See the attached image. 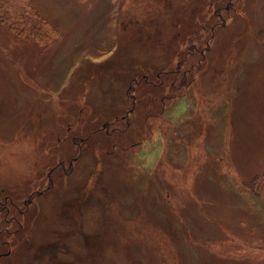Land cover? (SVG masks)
<instances>
[{
  "label": "rangeland",
  "instance_id": "rangeland-1",
  "mask_svg": "<svg viewBox=\"0 0 264 264\" xmlns=\"http://www.w3.org/2000/svg\"><path fill=\"white\" fill-rule=\"evenodd\" d=\"M30 2L60 37L0 26V264H264V0Z\"/></svg>",
  "mask_w": 264,
  "mask_h": 264
},
{
  "label": "trees",
  "instance_id": "trees-1",
  "mask_svg": "<svg viewBox=\"0 0 264 264\" xmlns=\"http://www.w3.org/2000/svg\"><path fill=\"white\" fill-rule=\"evenodd\" d=\"M30 19L35 20V22L31 24L32 20L30 21ZM0 26L3 27L5 30L9 31L17 40L32 39L33 41L40 43V45L44 47L51 46L60 37V32L57 30V28H55L49 21H47L43 16H41L40 13L36 11V9L31 5L30 0H0ZM199 69L200 65L198 64H193L189 68L190 72ZM131 83L132 80L130 84ZM143 83L144 82L136 83L137 85L133 86L135 88L134 91L131 90L132 86L130 87V85H128V88L126 90V97L128 100H132L135 90ZM146 84L149 85L147 82H145L144 85ZM159 85L162 86V83L160 82L157 85L151 83V86H153V88L155 87V89H158ZM170 85V88L175 87V84H173L172 86V84L170 83ZM181 86H184V83H181ZM153 102L154 101H152V103ZM131 104H134V102L132 101ZM134 108V105H131V107L118 118V123H125V125H121V129L117 128L113 129L112 131L108 130L109 132H105L108 137L113 135V133L122 135L129 130L131 125L130 121L128 120V117L130 116ZM149 117L156 119L158 118V115H155L154 117L152 115L148 116L147 120L149 119ZM144 119L146 118H142L140 120V124L145 127V123H147V120H145L144 123ZM106 124H111V122H106ZM102 128L95 132L89 133V135L85 138V142H88L90 137H92L95 133L104 131L106 126ZM119 138L121 139L122 136ZM255 180L259 182V184L264 186V173L261 175V177L256 178ZM49 189L50 187H48L47 190Z\"/></svg>",
  "mask_w": 264,
  "mask_h": 264
},
{
  "label": "crops",
  "instance_id": "crops-1",
  "mask_svg": "<svg viewBox=\"0 0 264 264\" xmlns=\"http://www.w3.org/2000/svg\"><path fill=\"white\" fill-rule=\"evenodd\" d=\"M174 161H175V160H174ZM180 186L182 187V185H181V184H180ZM175 187H177V188H178V187H179V185H177V186H175ZM180 227L184 229V227H182V226H180V225H179V226H178V225H175V229H174V230H176V229H179ZM168 234H171V233H169V230H168Z\"/></svg>",
  "mask_w": 264,
  "mask_h": 264
}]
</instances>
